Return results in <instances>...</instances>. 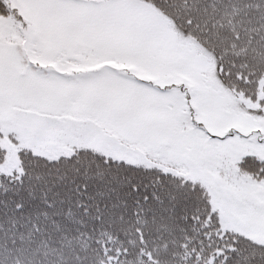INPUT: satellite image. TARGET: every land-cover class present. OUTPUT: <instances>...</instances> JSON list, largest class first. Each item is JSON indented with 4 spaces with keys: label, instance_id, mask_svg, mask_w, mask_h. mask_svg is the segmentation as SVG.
Instances as JSON below:
<instances>
[{
    "label": "snow or ice",
    "instance_id": "snow-or-ice-1",
    "mask_svg": "<svg viewBox=\"0 0 264 264\" xmlns=\"http://www.w3.org/2000/svg\"><path fill=\"white\" fill-rule=\"evenodd\" d=\"M0 264H264V0H0Z\"/></svg>",
    "mask_w": 264,
    "mask_h": 264
}]
</instances>
